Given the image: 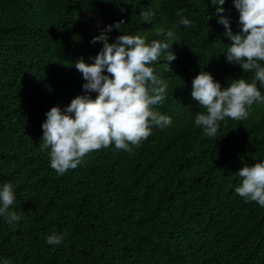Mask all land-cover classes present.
Instances as JSON below:
<instances>
[{"label": "trees", "instance_id": "trees-1", "mask_svg": "<svg viewBox=\"0 0 264 264\" xmlns=\"http://www.w3.org/2000/svg\"><path fill=\"white\" fill-rule=\"evenodd\" d=\"M234 34L241 31L232 0L223 5ZM156 15L145 22L140 13ZM177 11L193 22L168 41L176 59L153 67L166 79L165 102L154 106L172 126L154 127L132 151L114 145L89 152L58 175L41 150V124L51 107L84 94L75 67L93 63L101 42L91 43L83 14L120 31L161 39ZM209 16L211 17L209 19ZM211 0H0V184L11 182V206L22 220L0 217V258L11 264H264V207L235 192V174L264 159V104L247 120L228 118L209 138L195 123L203 111L191 96L192 79L207 71L221 87L251 82L253 71L228 62L230 39ZM168 63V67L167 64ZM107 74V73H106ZM110 75V74H109ZM264 94V85L257 84ZM95 98V92L90 93ZM62 234L59 245L46 237Z\"/></svg>", "mask_w": 264, "mask_h": 264}, {"label": "clouds", "instance_id": "clouds-1", "mask_svg": "<svg viewBox=\"0 0 264 264\" xmlns=\"http://www.w3.org/2000/svg\"><path fill=\"white\" fill-rule=\"evenodd\" d=\"M225 2L211 0L217 22L231 41L223 54L228 62L239 64L244 71H253L254 78L251 82L244 78L231 79L223 88L207 71H200L192 79L191 96L203 108L195 114L194 123L209 138L216 137L222 121L247 120L253 105L264 104V94L257 86L264 85V0H232L239 12L241 31L236 34L230 28L229 18L223 15ZM155 15L156 11L151 8L140 13L148 23ZM176 15L179 20L167 29H158L157 35L162 38L151 42L142 35L128 34L109 42V34L113 29L120 31L123 20L107 25L101 34L92 38L91 43H102L92 58L94 62L88 64L81 59L75 63L86 81L82 85L84 94L75 96L63 108L51 107L41 124L40 147L48 152L50 166L58 175L75 169L93 150L114 145L130 152L152 134L154 127L172 126V117L154 107L165 102L168 83L153 64L162 55L166 62L174 61L177 57L168 41H175L178 26H193L182 11ZM92 92L97 94L95 98L90 95ZM235 175L240 178L235 192L245 202L255 201L264 207V159L245 164ZM15 201L14 185L0 184V217L9 225L18 224L23 218L11 208ZM63 239L62 234L54 232L45 242L59 245ZM0 264H11V261L0 258Z\"/></svg>", "mask_w": 264, "mask_h": 264}, {"label": "rangeland", "instance_id": "rangeland-1", "mask_svg": "<svg viewBox=\"0 0 264 264\" xmlns=\"http://www.w3.org/2000/svg\"><path fill=\"white\" fill-rule=\"evenodd\" d=\"M81 19L86 22L87 30L92 35H99L102 32L101 23L95 19V17L91 14H83Z\"/></svg>", "mask_w": 264, "mask_h": 264}]
</instances>
